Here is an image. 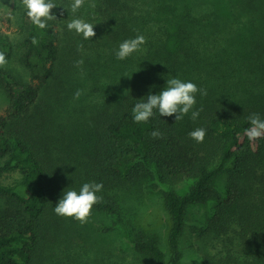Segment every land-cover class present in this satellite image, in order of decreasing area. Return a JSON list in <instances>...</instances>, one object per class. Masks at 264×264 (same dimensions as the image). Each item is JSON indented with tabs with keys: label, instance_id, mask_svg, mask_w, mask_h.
<instances>
[{
	"label": "trees",
	"instance_id": "16d2710c",
	"mask_svg": "<svg viewBox=\"0 0 264 264\" xmlns=\"http://www.w3.org/2000/svg\"><path fill=\"white\" fill-rule=\"evenodd\" d=\"M54 2L45 29L22 0L10 1L11 34L0 17V264H134L139 254L183 264L188 251L196 264H264V139L246 135L250 114L264 119V0H85L75 14L72 0ZM74 18L96 35L70 31ZM137 35L141 50L117 59ZM173 77L206 90L196 94L199 117L154 110L136 123L134 105ZM197 128L202 143L189 135ZM147 178L192 181L182 194L164 191L166 252L132 231ZM90 182L103 189L87 223L54 212L63 192ZM208 202L215 219L188 225V209ZM123 240L138 254L128 261Z\"/></svg>",
	"mask_w": 264,
	"mask_h": 264
},
{
	"label": "clouds",
	"instance_id": "9594fccd",
	"mask_svg": "<svg viewBox=\"0 0 264 264\" xmlns=\"http://www.w3.org/2000/svg\"><path fill=\"white\" fill-rule=\"evenodd\" d=\"M85 0H72L71 11L75 14L84 6ZM22 5L26 10V15L33 25L39 29L48 28V21L56 19V15L52 9L58 4L54 0H22ZM94 24L85 22L83 19L74 18L68 24L67 28L70 31H75L78 35L87 40L96 35ZM37 43L35 38L32 41ZM146 43V38L143 35H137L135 38L126 39L120 43L116 57L119 60H124L131 56L134 52L141 50V46ZM8 61L5 53L0 52V67H5ZM77 66L83 64V60L76 62ZM164 87L158 94L147 95L146 101L137 102L133 109V120L136 123H146L154 116V110L158 111L160 116H175V121H180L185 115L191 112V119L196 120L199 117L202 108L193 110L196 104V94L201 96L207 95L205 89L198 88L193 82H184L178 78H171L166 81ZM81 91L77 90L74 98L78 99ZM248 120L250 127L246 130V135L250 141L264 139V119L257 113L249 115ZM150 135L153 138L162 137V133L154 130ZM197 143H202L206 135L204 128H197L189 133ZM102 183H84L79 192L76 190H68L63 192L62 197L58 200L54 207V212L63 217H70L77 220L80 224H85L89 221L93 206L100 203L102 197L97 193L102 191Z\"/></svg>",
	"mask_w": 264,
	"mask_h": 264
},
{
	"label": "rangeland",
	"instance_id": "374dc122",
	"mask_svg": "<svg viewBox=\"0 0 264 264\" xmlns=\"http://www.w3.org/2000/svg\"><path fill=\"white\" fill-rule=\"evenodd\" d=\"M10 1L11 0H0V17L2 20V28L7 33H12L15 29L13 21H9L7 17L9 16L10 10ZM5 97L0 89V112L6 105ZM225 182V178L223 175L217 176L215 179V183L217 184L218 191H222L221 186ZM191 180H180V181H156L151 179H145L141 184L142 189L137 193V204L139 211L136 208L133 209L134 213L137 214L138 220L135 221L136 225L134 229V233L137 234H144V235H151L157 238L160 247L166 252V242H165V234L168 226V216L165 210L163 209V194L164 191L171 187L177 193L182 194L184 193L188 187L191 185ZM188 217H187V224L191 226H196L200 228L203 222L211 221L215 219V212L213 210V202H208L204 204H196L191 206L188 209ZM132 211V210H131ZM128 225V224H127ZM126 225V226H127ZM129 231L132 233L130 226H127ZM192 235L190 233H187ZM134 235V234H133ZM193 236V235H192ZM195 238H192V240ZM121 241V239L119 240ZM184 245H186L187 241L184 238L183 240ZM121 245V252L122 256L125 260H131V257H135V251H133L128 244L123 240ZM200 243L196 244L195 248L200 251ZM189 253L185 252L184 262L183 264H196L193 254L188 251ZM139 259H134L132 263L134 264H149L146 257L138 255Z\"/></svg>",
	"mask_w": 264,
	"mask_h": 264
}]
</instances>
